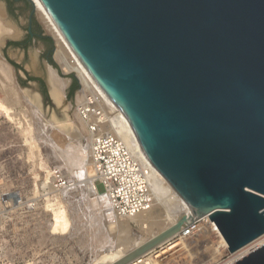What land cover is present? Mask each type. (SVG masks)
Wrapping results in <instances>:
<instances>
[{
	"label": "water",
	"instance_id": "95a60500",
	"mask_svg": "<svg viewBox=\"0 0 264 264\" xmlns=\"http://www.w3.org/2000/svg\"><path fill=\"white\" fill-rule=\"evenodd\" d=\"M41 1L191 206L172 230L209 215L232 253L264 235V0Z\"/></svg>",
	"mask_w": 264,
	"mask_h": 264
},
{
	"label": "rangeland",
	"instance_id": "374dc122",
	"mask_svg": "<svg viewBox=\"0 0 264 264\" xmlns=\"http://www.w3.org/2000/svg\"><path fill=\"white\" fill-rule=\"evenodd\" d=\"M0 6L5 10L4 22L16 30V36L0 40V52L14 67L20 96L18 103L8 104L0 91V264H94L102 255L124 246L132 248L134 240L151 241V233L158 227L151 230L131 221L130 227L121 230L102 214L108 209H101L104 186L95 181L97 195L83 176L70 173L64 166L58 149L77 141L85 146L92 144L88 122L81 124L78 120L81 83L74 72H64L57 62V42L47 33L32 1L0 0ZM32 16L42 37L30 35ZM49 66L58 70L63 80L59 97L53 91ZM7 105L16 115L7 112ZM71 121L79 124L77 136L68 130ZM56 170L65 176L66 188L54 184ZM60 211L66 213L68 226L57 219ZM204 223L199 224L200 232L206 229ZM207 242L211 253L208 257L203 255L205 244L195 242L198 249L192 247V241L188 246L184 244L194 255L190 264H227L236 253L226 247L225 252H216L210 238ZM195 251L203 252L200 255Z\"/></svg>",
	"mask_w": 264,
	"mask_h": 264
},
{
	"label": "bare ground",
	"instance_id": "6f19581e",
	"mask_svg": "<svg viewBox=\"0 0 264 264\" xmlns=\"http://www.w3.org/2000/svg\"><path fill=\"white\" fill-rule=\"evenodd\" d=\"M31 1L35 5L39 18L42 24L44 25L47 33L53 36L57 42L58 46L55 54V58L57 62L61 65L64 72L66 73L74 72L81 83V89L78 92V97H77L78 105L79 103L83 102V100L87 95H89V93L95 98H99V103L102 105L104 110L103 111L104 116L108 118V123L111 128L110 131L114 133H119L130 144L136 156H138L139 159L142 160V162L147 166V168L149 169V173L152 176L151 181L155 195V202L154 205L149 210L140 212L134 216L119 215L114 210L112 206V202L110 201L106 193L101 194V197L103 198L102 207L100 205L99 206L101 207V209L102 208L104 209V207L108 208L102 210L103 212L102 214L108 216L112 221V223L113 222L117 223L118 227L121 230H125L126 228L130 227L131 221L137 222L138 224L146 228H151V230H153L154 227L155 228L158 227L157 231H155L154 229L151 233L153 239H151V241L150 240L148 241L147 238L134 240L133 242L134 244L132 248H130L131 245L124 246L117 249L115 252L102 255L101 257L98 258V260L96 259V262L94 264H121V261L124 260L121 259L124 257H127L125 258V260L128 261L126 264H182L180 263L182 259L184 260L183 264H190V261L193 260L194 255L191 253L192 251L191 247H189L190 249L189 248L186 249L185 245L188 246V244H190L192 241V243L194 244L192 245V247L194 246L193 247L194 249H198L197 247H195V242L198 241V243L201 242L202 244H205L203 246H207L206 244L208 243L207 240L209 238L213 245L212 248L213 249L215 248L216 252H218V250L220 251L222 250V252H225L226 249H224V247L229 249V244L225 239L223 233L209 215L196 219V221H199V223L205 222L204 224L206 225V227L204 228L206 229L203 230L205 231L204 233L202 230L200 232L198 228L199 226L193 228V226H191L192 224H189L188 222H184L179 229L172 230L173 227L179 223L180 219L183 216L190 217L192 215L193 210L191 206L175 190V188L166 179V177L162 173H160L149 161L144 151L140 147L124 113L98 85L94 77L91 75L87 67L84 65L82 60L79 58L77 53L74 51V49L72 48V46L70 45L64 34L62 33L61 29L56 24L55 20L53 19V17L49 13L43 2L41 0H31ZM1 6H0V40L4 36H8V35L16 36V30H14L15 27L13 28V26H10L4 22L3 18L6 15H5V10L2 8L3 6L2 7ZM2 41H0V43ZM48 70H49L50 80L52 84L55 86V88L53 87L55 96L59 97L61 96L60 89L64 88L62 84L63 80H61L62 78L57 74V71L52 66H49ZM14 72H15L14 67L3 57V55L0 52V91L6 95L5 99L8 102V104H15L20 101L19 91L18 89H16V85L14 82L15 80ZM4 107H6V110L9 114L16 115V113L13 111V108H11V106L7 105ZM78 120L81 122V124L85 123V120L83 119V117H81L80 112H78ZM68 130L71 133V135L74 136L79 135L80 133L79 124L77 122L71 121L68 125ZM89 135L92 138L90 131H89ZM91 147L92 144H90V146L89 145L85 146L80 141L71 142L67 145L65 149L63 150L58 149V155L63 159L65 164L64 166L67 167L70 173L73 174L74 172L75 174L81 175V177L83 176L84 179L87 181V183H89L88 185L90 186L92 191L94 193H97L98 195L99 192L95 184L96 175H93L95 170L93 165ZM109 205L111 206L109 207ZM105 211L108 212L105 213ZM100 216H98V218H100ZM56 217L57 219H59V221L63 219V221H60L63 226H68L66 224L69 220L66 218L67 217L66 213H63L62 211L59 215L57 214ZM66 219L68 221H66ZM61 223L59 225H61ZM56 225L57 222L55 226ZM66 228L67 227H65L64 229L66 230ZM165 231L167 232L166 236L160 240H157L161 237V235ZM178 236L181 237L177 239ZM155 239L157 240V242ZM150 243L153 244L149 246ZM166 243L168 245H165ZM263 245H264V235L254 240L253 242L245 245L239 250L235 251L236 253L233 252L234 253L232 255L233 257L230 260L226 261V263L234 264ZM204 248H205V250H203L204 252L199 251L200 255L203 252L204 257L210 256L211 253L209 246ZM195 252L196 254H199L198 251ZM129 253L131 254L128 255ZM149 254H153L152 257L146 258V256H148Z\"/></svg>",
	"mask_w": 264,
	"mask_h": 264
},
{
	"label": "built area",
	"instance_id": "2783aa9c",
	"mask_svg": "<svg viewBox=\"0 0 264 264\" xmlns=\"http://www.w3.org/2000/svg\"><path fill=\"white\" fill-rule=\"evenodd\" d=\"M78 110L88 122L92 135V159L96 182L105 188L114 210L122 216H134L149 210L155 202L152 176L147 166L134 153L130 144L119 134L110 131L99 98L87 95ZM56 187L66 188V178L53 172ZM195 221L191 226H199ZM199 228V227H198Z\"/></svg>",
	"mask_w": 264,
	"mask_h": 264
},
{
	"label": "flooded vegetation",
	"instance_id": "af4514ba",
	"mask_svg": "<svg viewBox=\"0 0 264 264\" xmlns=\"http://www.w3.org/2000/svg\"><path fill=\"white\" fill-rule=\"evenodd\" d=\"M31 25H30V35L34 38L36 37H42V34L39 32V30L37 29L36 27V24H35V18L32 16L31 19Z\"/></svg>",
	"mask_w": 264,
	"mask_h": 264
},
{
	"label": "trees",
	"instance_id": "16d2710c",
	"mask_svg": "<svg viewBox=\"0 0 264 264\" xmlns=\"http://www.w3.org/2000/svg\"><path fill=\"white\" fill-rule=\"evenodd\" d=\"M74 89H75V85L72 87V91H74Z\"/></svg>",
	"mask_w": 264,
	"mask_h": 264
}]
</instances>
